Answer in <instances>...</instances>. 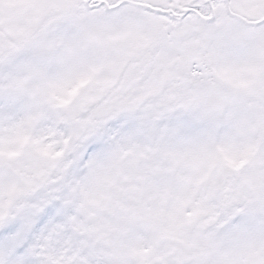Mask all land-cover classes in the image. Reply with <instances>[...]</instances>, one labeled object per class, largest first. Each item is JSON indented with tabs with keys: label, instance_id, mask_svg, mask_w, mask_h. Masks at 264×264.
Listing matches in <instances>:
<instances>
[{
	"label": "snow or ice",
	"instance_id": "snow-or-ice-1",
	"mask_svg": "<svg viewBox=\"0 0 264 264\" xmlns=\"http://www.w3.org/2000/svg\"><path fill=\"white\" fill-rule=\"evenodd\" d=\"M0 264H264V0H0Z\"/></svg>",
	"mask_w": 264,
	"mask_h": 264
}]
</instances>
